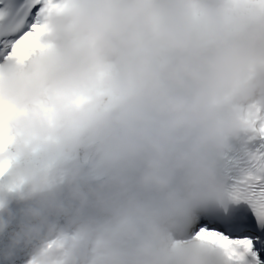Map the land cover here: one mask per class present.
I'll return each instance as SVG.
<instances>
[{
	"label": "clouds",
	"instance_id": "9594fccd",
	"mask_svg": "<svg viewBox=\"0 0 264 264\" xmlns=\"http://www.w3.org/2000/svg\"><path fill=\"white\" fill-rule=\"evenodd\" d=\"M26 3L0 17V264H231L196 224L264 144V0Z\"/></svg>",
	"mask_w": 264,
	"mask_h": 264
},
{
	"label": "snow or ice",
	"instance_id": "6c2138e0",
	"mask_svg": "<svg viewBox=\"0 0 264 264\" xmlns=\"http://www.w3.org/2000/svg\"><path fill=\"white\" fill-rule=\"evenodd\" d=\"M13 3L14 8L8 12L0 9V17L11 16L9 31L15 30L30 7L26 0H13ZM31 12L35 15L36 8L31 7ZM8 40L14 47L19 46L15 36H4L0 46ZM254 156L257 164L241 180L245 187L235 196L238 203L227 209L207 210L196 224L199 234L218 244L231 264H239L243 254H248V264H264V144L256 147Z\"/></svg>",
	"mask_w": 264,
	"mask_h": 264
}]
</instances>
